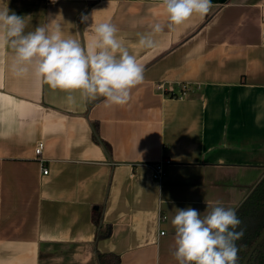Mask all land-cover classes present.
Masks as SVG:
<instances>
[{
    "label": "crops",
    "instance_id": "obj_1",
    "mask_svg": "<svg viewBox=\"0 0 264 264\" xmlns=\"http://www.w3.org/2000/svg\"><path fill=\"white\" fill-rule=\"evenodd\" d=\"M6 3L26 32L58 15L85 49L91 25L114 24L145 79L124 106L78 91L73 102L14 75V53L0 48V264H99L98 252L119 264H177V208L236 210L264 175V0H212L205 17L173 28L163 0ZM150 33L155 46L142 48ZM183 85V96L165 92ZM165 159L156 180L152 165Z\"/></svg>",
    "mask_w": 264,
    "mask_h": 264
},
{
    "label": "clouds",
    "instance_id": "obj_2",
    "mask_svg": "<svg viewBox=\"0 0 264 264\" xmlns=\"http://www.w3.org/2000/svg\"><path fill=\"white\" fill-rule=\"evenodd\" d=\"M168 27L180 26L193 16L205 17L212 9V0H163ZM51 18L26 32L23 16L7 5L0 8V48L9 47L13 55L11 70L16 76L32 75L52 90L79 92L81 99L92 102L103 98L105 107L124 106L131 92L144 82V66L130 54L117 37L118 28L104 22L91 25L93 38L85 49L79 40L66 37L62 24ZM88 16H82L87 22ZM152 33H161L163 26H151ZM142 48H152V34L139 39ZM175 228L177 264H237L235 241L243 236L242 221L236 211L223 207L219 201L203 217L193 207L177 208L171 220Z\"/></svg>",
    "mask_w": 264,
    "mask_h": 264
},
{
    "label": "trees",
    "instance_id": "obj_3",
    "mask_svg": "<svg viewBox=\"0 0 264 264\" xmlns=\"http://www.w3.org/2000/svg\"><path fill=\"white\" fill-rule=\"evenodd\" d=\"M235 211L238 218L242 221L238 230H243V236L235 241L238 249L237 264H241L249 248L264 227V175ZM98 215L96 211L95 221L98 224L97 236H106L109 233V228L102 227L103 224L100 223V216ZM97 256H99V264H119V258L116 255L98 252ZM248 261L247 264H264V238L255 247Z\"/></svg>",
    "mask_w": 264,
    "mask_h": 264
},
{
    "label": "built area",
    "instance_id": "obj_4",
    "mask_svg": "<svg viewBox=\"0 0 264 264\" xmlns=\"http://www.w3.org/2000/svg\"><path fill=\"white\" fill-rule=\"evenodd\" d=\"M156 88L157 89H161L163 91L164 87L162 86L161 83H158L156 84ZM187 90V87L185 85H183V88L178 90V92H174L172 90V88H168V89H165V92L171 94L172 96H183L185 91ZM42 146H43V143L42 141L41 142H38L37 145L35 146V153L36 154H39L41 149H42ZM168 164V160H163V161H159V162H156L152 165V176L154 177V179L156 180H160L166 173L165 171V165ZM43 173H46L47 174V169L46 167H43ZM164 216L162 215L160 219H163Z\"/></svg>",
    "mask_w": 264,
    "mask_h": 264
},
{
    "label": "water",
    "instance_id": "obj_5",
    "mask_svg": "<svg viewBox=\"0 0 264 264\" xmlns=\"http://www.w3.org/2000/svg\"><path fill=\"white\" fill-rule=\"evenodd\" d=\"M264 237V228L262 230V233L260 234V236L256 239V241L254 242L253 246H251V248L249 249L248 253L246 254L245 258H244V262H242L241 264H246L248 262V259L251 255V253L253 252L254 248L257 246V244L263 239Z\"/></svg>",
    "mask_w": 264,
    "mask_h": 264
},
{
    "label": "flooded vegetation",
    "instance_id": "obj_6",
    "mask_svg": "<svg viewBox=\"0 0 264 264\" xmlns=\"http://www.w3.org/2000/svg\"><path fill=\"white\" fill-rule=\"evenodd\" d=\"M263 228H264V227H263ZM262 230H263V229H262ZM261 233H262V231H261ZM261 233H260V234H261ZM259 236H260V235H259ZM259 236H258V237H259ZM258 237H257V238H258ZM263 238H264V237H263ZM255 241H256V240H255ZM261 241H262V240H261ZM253 244H254V243H253ZM253 244H252V246H253ZM258 244H259V243H258ZM258 244H257V245H258ZM250 248H251V247H250ZM250 248H249V249H250ZM254 249H255V248H254ZM248 251H249V250H248ZM247 253H248V252H247ZM247 253H246V254H247ZM251 254H252V253H251ZM245 256H246V255H245ZM244 258H245V257H244ZM243 260H244V259H243ZM248 260H249V259H248ZM243 262H244V261H243ZM248 262H249V261H248ZM241 263H242V262H241ZM246 264H247V263H246Z\"/></svg>",
    "mask_w": 264,
    "mask_h": 264
}]
</instances>
